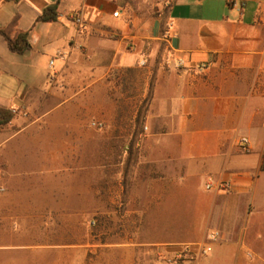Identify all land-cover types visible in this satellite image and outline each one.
Listing matches in <instances>:
<instances>
[{
	"label": "crops",
	"instance_id": "crops-1",
	"mask_svg": "<svg viewBox=\"0 0 264 264\" xmlns=\"http://www.w3.org/2000/svg\"><path fill=\"white\" fill-rule=\"evenodd\" d=\"M54 2L57 18L38 21ZM10 26L28 32L29 47L11 51L0 33V107L23 111L0 123V199L16 203L22 193L30 206L56 207L53 216L81 206L84 189L100 188L98 171L88 186L78 179L68 199L56 160L78 156L84 90L106 87L114 69H153V109L134 136L138 165L125 150L122 164L106 169L113 203L129 191L126 205L137 208L126 213L155 223L144 244L165 252L219 231L211 251L182 264H264V0H0V28ZM9 78L18 84L5 92ZM121 132L130 140L131 129ZM209 177L229 188L206 189ZM37 190L48 197L36 201Z\"/></svg>",
	"mask_w": 264,
	"mask_h": 264
},
{
	"label": "rangeland",
	"instance_id": "rangeland-1",
	"mask_svg": "<svg viewBox=\"0 0 264 264\" xmlns=\"http://www.w3.org/2000/svg\"><path fill=\"white\" fill-rule=\"evenodd\" d=\"M162 50H166L163 42ZM42 64V57L34 62L35 68H42ZM108 79L106 87L99 83L84 90V105L78 115L83 120V140L76 143L78 156L56 160L59 167L64 165L67 169L65 197L75 196L73 188L80 178L88 186L93 171H98L99 190L84 189L82 205L64 207V216H53L58 215L56 207L26 204L22 193L16 203L0 199V264H155L171 255L144 244L147 235L154 234L155 223L139 221L137 215L126 213L137 207L126 205L130 193L125 189L117 192L114 204L106 183L107 166L113 162L121 165L123 151L131 152L128 163L138 165L134 136L138 139L153 109L154 71L139 67L114 69ZM8 81L5 92L18 84L16 79ZM15 113L23 112L18 109ZM92 121L102 122L103 128L93 126ZM113 121L119 125L115 135L107 130L111 129L107 124ZM122 129L133 131L130 140L124 141ZM110 150L111 157H107ZM32 196L36 201L48 197L43 190ZM45 228H49L51 237L46 236Z\"/></svg>",
	"mask_w": 264,
	"mask_h": 264
},
{
	"label": "built area",
	"instance_id": "built-area-1",
	"mask_svg": "<svg viewBox=\"0 0 264 264\" xmlns=\"http://www.w3.org/2000/svg\"><path fill=\"white\" fill-rule=\"evenodd\" d=\"M118 10L113 11V15H117ZM69 18L74 21L76 24H78L79 27L84 28L85 23L83 19L78 15L76 12H72L69 14ZM50 66L53 65V60H50ZM145 59L139 60V65H144ZM174 65L177 67L183 66V60L181 58H177L174 61ZM52 75V73L50 74ZM17 110H13L12 112H16ZM23 112V111H21ZM93 126L97 128H103V123L100 121H92L91 123ZM240 147L243 151H247L249 149L247 144V139L245 137H242L240 139ZM216 183L217 189H228L229 188V182L224 180H219L215 182L213 178L209 177L205 182V188L211 189L212 186ZM5 191V186L0 181V193ZM94 221H92V224ZM219 238V231L217 230H210L206 233L205 240L198 241V242H192V243H186L179 249L175 250L171 253L169 256H164L162 259L165 260L168 263L171 264H182V262L186 259H193L196 255H205L209 251H211V242L215 241ZM195 250V253H194ZM199 264H206L204 262H200Z\"/></svg>",
	"mask_w": 264,
	"mask_h": 264
},
{
	"label": "trees",
	"instance_id": "trees-1",
	"mask_svg": "<svg viewBox=\"0 0 264 264\" xmlns=\"http://www.w3.org/2000/svg\"><path fill=\"white\" fill-rule=\"evenodd\" d=\"M57 3H50L46 5L37 16L38 21H49L57 18ZM0 33L4 35L7 45L11 51L21 53L29 47V39L27 31L13 30L12 27L0 28ZM13 116L10 109L0 107V123H5ZM254 122H257L254 121ZM260 169L264 170V151L262 153V160Z\"/></svg>",
	"mask_w": 264,
	"mask_h": 264
}]
</instances>
